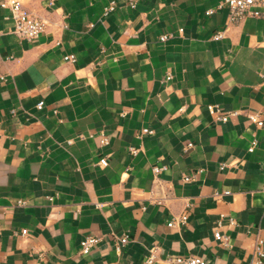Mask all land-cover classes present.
Masks as SVG:
<instances>
[{"label":"crops","instance_id":"crops-1","mask_svg":"<svg viewBox=\"0 0 264 264\" xmlns=\"http://www.w3.org/2000/svg\"><path fill=\"white\" fill-rule=\"evenodd\" d=\"M21 1L48 24L20 38L0 7V264H143L152 244L151 264H246L264 247V125L246 115L264 121V0L238 21L222 0Z\"/></svg>","mask_w":264,"mask_h":264},{"label":"built area","instance_id":"built-area-1","mask_svg":"<svg viewBox=\"0 0 264 264\" xmlns=\"http://www.w3.org/2000/svg\"><path fill=\"white\" fill-rule=\"evenodd\" d=\"M136 0H126V3L130 6H133ZM226 5L227 17L229 21H238L242 17L247 14L258 15L259 11L255 8V5L258 0H222ZM51 3V0L48 1ZM0 7L5 8L7 10V16L11 19V31L18 37L24 39H32L42 33L47 24V19L33 12L23 4L21 0H0ZM113 7V1H110L105 7L103 12L105 13L107 10ZM209 10H206L208 12ZM171 36L170 32H163L158 35L159 40H165L167 37ZM219 36V33L215 34L214 37ZM73 54L67 53L63 55V59L65 60H73ZM170 74H166L165 78H169ZM42 105V100L36 102V107H40ZM206 109L209 113H212L217 119L225 120V113L220 112L219 104L217 103H207ZM247 118L256 124L257 126L264 125V121L258 115L257 112H248ZM151 129L147 127H142L138 132H136V136H140L142 133H150ZM108 139L105 134L99 133L98 142L99 144L107 143ZM256 143L254 137H252L249 141V145L247 146V150L251 151ZM191 145V142H187L186 146ZM130 153H134L137 148L135 146L128 147ZM99 165H105L106 159L104 156L98 158ZM164 167L162 165H153L151 167L152 171V186L150 187V196L149 199L155 203H163L164 198L166 197V193L164 190V185L162 183L161 178L158 176L160 169ZM190 176L183 175L182 180L189 179ZM264 187V183H263ZM186 215L184 213L172 215L169 220L166 222L168 226L181 224L185 221ZM231 219V218H230ZM19 232L21 234L26 232V228H20ZM219 242L223 244H227V236L223 234L215 233ZM98 235H84L78 241V250L81 253H86L88 250L98 241ZM127 240L125 234L116 238L115 248H118L121 244H123ZM264 254L263 247V239L259 234H256L253 238V244L251 248V256L246 264H259L261 262V258ZM156 259V245H150L147 249V253L143 257V264H151ZM163 264H205L203 258L197 255H165L160 257Z\"/></svg>","mask_w":264,"mask_h":264}]
</instances>
